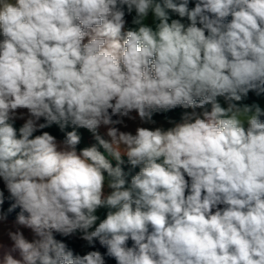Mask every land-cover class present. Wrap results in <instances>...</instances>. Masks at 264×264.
Masks as SVG:
<instances>
[{"label": "clouds", "instance_id": "9594fccd", "mask_svg": "<svg viewBox=\"0 0 264 264\" xmlns=\"http://www.w3.org/2000/svg\"><path fill=\"white\" fill-rule=\"evenodd\" d=\"M189 4L0 0V264H264V0Z\"/></svg>", "mask_w": 264, "mask_h": 264}, {"label": "crops", "instance_id": "0c3cea01", "mask_svg": "<svg viewBox=\"0 0 264 264\" xmlns=\"http://www.w3.org/2000/svg\"><path fill=\"white\" fill-rule=\"evenodd\" d=\"M194 6H195V0H190L189 7H194ZM175 18H177V17H175ZM128 25H129V23H128ZM0 39H2V37H0ZM253 102L259 103L260 106L262 108H264V96L257 97L254 93H249V98L246 101H244V103L250 104ZM19 111L23 112L25 114V118H27V110H19ZM182 111H183L182 109L178 108V109L173 110L172 112H169V113H159V114L154 115V119L157 121L158 126L162 125L164 127H168L170 125L167 124L165 117L167 116V117H171V118H174L176 120H179V117H180ZM23 122H24L23 120H17L15 126L17 128H19ZM39 122L41 123V120ZM125 122L128 124L129 129L134 130L135 126L139 123V120L137 119V121L132 122V121H128L125 118ZM69 130H72V129L71 128L66 129V131H69ZM122 130H125V129L122 128ZM41 131H43V130H41ZM45 131H49L51 134L55 135L58 140H62L64 137V133L59 130V127L57 125H52L50 128H47ZM78 132H80L82 134V143L78 147L89 146L95 142L93 140L91 134L87 130L78 129ZM100 132L102 134H104L106 132V128L104 126H102L100 129ZM36 134H40V132H37ZM113 163H115V162H113ZM128 168H129V166L126 165L125 171H128ZM138 170H139L138 168L133 170V174L135 173V171H138ZM129 179H130V177H129ZM0 190L4 191L5 199H7L9 194L7 192V189L4 186L2 179H0ZM0 212H1V207H0ZM105 214H106L105 209H100L98 212V215H100V217L102 219L104 218ZM18 228L20 231H22L24 233V235L27 239L31 240L33 238V234H32L30 229L24 228L23 226L16 225L15 220L6 219L4 221H0V243H3L4 245L10 247L12 242L8 236V232L9 231H16Z\"/></svg>", "mask_w": 264, "mask_h": 264}, {"label": "trees", "instance_id": "16d2710c", "mask_svg": "<svg viewBox=\"0 0 264 264\" xmlns=\"http://www.w3.org/2000/svg\"><path fill=\"white\" fill-rule=\"evenodd\" d=\"M133 16H134V13H132L131 15H126V20L130 19ZM43 122L44 120L43 118H41V123ZM46 129H43V131H45ZM12 202L13 201L7 198L5 199L4 204L0 207H1V212L7 214V219L15 220L16 215L18 214L20 210L17 208L13 212L8 213V208L10 207ZM56 238L64 240L69 245V247H71L74 250V252L79 253V254H84L86 251H89V250H99L102 253L106 252V248L102 247L98 241L95 243V247L91 248L87 245L85 241L80 240L78 237L63 238V237H60L58 234H56ZM129 246H131V241H129ZM107 264H115V260L111 258H107Z\"/></svg>", "mask_w": 264, "mask_h": 264}, {"label": "rangeland", "instance_id": "374dc122", "mask_svg": "<svg viewBox=\"0 0 264 264\" xmlns=\"http://www.w3.org/2000/svg\"><path fill=\"white\" fill-rule=\"evenodd\" d=\"M173 18H175V16H173ZM127 21H129V25L128 27H133V25L131 24V21H132V17L130 18V20L128 19ZM149 24H151V18H149V20L147 21Z\"/></svg>", "mask_w": 264, "mask_h": 264}]
</instances>
